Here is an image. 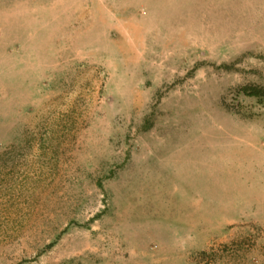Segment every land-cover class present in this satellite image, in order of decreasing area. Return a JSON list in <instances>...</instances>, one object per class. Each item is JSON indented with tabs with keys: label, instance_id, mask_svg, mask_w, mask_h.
<instances>
[{
	"label": "rangeland",
	"instance_id": "374dc122",
	"mask_svg": "<svg viewBox=\"0 0 264 264\" xmlns=\"http://www.w3.org/2000/svg\"><path fill=\"white\" fill-rule=\"evenodd\" d=\"M245 88L264 0H0V264H264Z\"/></svg>",
	"mask_w": 264,
	"mask_h": 264
},
{
	"label": "trees",
	"instance_id": "16d2710c",
	"mask_svg": "<svg viewBox=\"0 0 264 264\" xmlns=\"http://www.w3.org/2000/svg\"><path fill=\"white\" fill-rule=\"evenodd\" d=\"M243 90H244V93L247 96L254 97V98L259 99V101H262V96H264L263 95L264 93H263V91L261 89H258V88H252V89L245 88Z\"/></svg>",
	"mask_w": 264,
	"mask_h": 264
}]
</instances>
